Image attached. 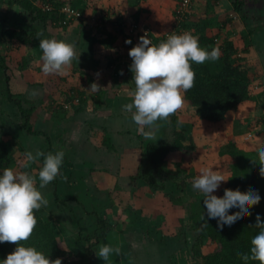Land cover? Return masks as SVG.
<instances>
[{
	"label": "crops",
	"instance_id": "1",
	"mask_svg": "<svg viewBox=\"0 0 264 264\" xmlns=\"http://www.w3.org/2000/svg\"><path fill=\"white\" fill-rule=\"evenodd\" d=\"M197 1L202 2L201 5L204 9L203 1L207 0ZM170 2L171 0H162L157 4L167 8ZM5 3L6 1L0 2V20L8 8ZM232 3V0H219L216 9L218 7H223L225 10L232 8L233 11ZM244 5L243 11L251 14L252 17L245 15L243 20L239 14L233 11L238 17L235 20H237L238 26L239 24L242 26L243 23L242 29H245L246 33L241 35H247L246 38L254 44L251 48V53H254L252 56L259 62L261 61L262 67L260 65L259 67L264 70V0H246ZM5 8L6 10H3ZM228 12L231 13V10L229 9ZM8 14L9 11L4 18L5 20ZM211 15L217 16L215 12ZM221 17L219 16L218 19L221 20ZM190 18L191 16H188L186 21ZM224 21L222 20V22ZM250 21L253 22L251 26L247 27V22ZM256 21L260 22L259 25ZM113 23L114 25L111 26L109 32L110 35H115V40L109 48L103 47L99 41L86 40L81 42V35H79V31H75V26L57 27L53 26L52 23L46 25V33L49 36L70 43L74 42L75 51L77 55L80 54L78 60L73 59L72 63L65 68L64 75L43 73L41 71L42 52L40 53L38 49L34 57L31 58L30 56V48L27 56L23 57L28 60L29 66L27 68L21 69V66L16 63L6 62L7 69L4 73L8 76V80L5 83H0V149H6L14 160L9 168L32 174L38 188V172L42 165L41 157L29 163L25 154L29 151L35 154L37 150L45 153L64 151V161L60 168V174L56 178L57 184L49 183L44 188L39 189L48 200L47 206L40 209L41 215L46 221L51 222L55 228L59 246L68 252V255L59 258L61 264H89L85 254L88 242H94L97 235L99 219L105 221L103 228H105L106 233L103 239L97 243L94 242L91 247L95 259L94 264H105V261L96 254V250L104 244L120 249L119 255L110 254L107 264H171V262H174L172 264H192L181 257L180 250L182 251L183 245L179 241L182 237L180 224L175 225L174 228H171L170 224L165 229L160 227L162 231L161 235L158 236L157 231H153L151 228L147 233L144 218H140L138 208L142 200H147L139 196L142 184L133 183L130 174L136 171L138 166V156L135 154L136 151L130 148V143L132 146L135 145L136 139L132 136L137 135L138 138L139 131L131 117L119 114L120 112L125 114L123 105L130 103L131 99L129 100L126 95L127 92L124 93L130 85L121 86L118 78H121V81L124 80L125 63L127 60L130 62L132 58L124 47V40L117 32L116 22ZM10 25L18 30H30L38 33L45 31L41 25L32 21L31 18L29 19L19 8H17L15 17H12ZM151 25L152 28L153 25L157 26L152 22ZM144 29H148L156 37L165 32L155 34L150 26L144 27ZM107 35L105 30H100L98 33L100 39H102L101 36L106 37ZM139 37L136 42L134 40L135 44L139 43ZM86 38L88 37L86 36ZM131 44L128 45L131 46ZM128 45L127 47H129ZM21 49V55L25 54L23 48ZM31 66L33 69H30ZM71 74L76 75V79L74 78L69 84L83 90L85 94L87 91H91L92 83L98 85V90L92 91V93L101 97L102 105L98 102L94 108L92 107L89 117L78 114L80 110L74 112L78 107L76 104L72 106L71 111L66 112H62L63 110L55 106L56 101L53 99L56 95L53 96V94L59 96L60 92L74 87L66 86L68 85L66 83L67 78H73ZM112 74L117 75L112 76ZM249 79L250 83L256 87L262 86L258 84L260 78L257 74L252 77L249 76ZM31 89L36 91V95L28 98L27 93ZM8 91L12 95H17L15 96L17 97L16 101L9 99ZM41 94L45 95V100L42 99L43 97L39 99ZM21 96L26 99L28 104L30 101L33 103L38 101L42 106L45 105L43 108L38 107V105L33 106L34 111L29 116L31 128L38 131V134L26 133L20 127L23 117L17 102H22V99L19 100ZM111 96L114 97L115 102L110 99ZM116 96L119 97L116 98ZM126 98L128 99L127 102L124 101ZM21 105L24 107L23 103ZM29 106L27 107L29 108ZM101 114L105 117L102 118L103 122L110 118L106 119L107 115H113L110 120L114 119L119 126H123L121 127L122 133L118 132L119 129L112 128V131L115 130V132L111 135L107 130L106 136L110 138L113 145L112 150L103 147L99 140L104 130V126L100 125L101 121L98 122ZM88 122L90 123L88 124ZM134 127H137L136 131ZM131 131L133 132L131 135L126 133ZM25 164L27 167L24 166ZM134 166L136 167L133 170ZM148 190L147 188L143 196L150 199L151 204ZM120 199H124V203H121ZM153 199L157 201V199ZM121 204L125 206L122 207ZM127 206L131 207L128 214L125 213ZM152 224H155L154 219L149 226L151 227ZM163 234L169 238H164ZM179 235L180 239L177 240ZM153 236L155 237L153 238ZM78 237L80 239L77 241L76 238L78 239Z\"/></svg>",
	"mask_w": 264,
	"mask_h": 264
},
{
	"label": "rangeland",
	"instance_id": "2",
	"mask_svg": "<svg viewBox=\"0 0 264 264\" xmlns=\"http://www.w3.org/2000/svg\"><path fill=\"white\" fill-rule=\"evenodd\" d=\"M1 1L4 2L6 0H0V2ZM65 1H67V3L69 4H72L73 6H78L82 9L84 15L82 16V19L70 24V27L75 26V31H79V35H81V42H84L86 40H91L95 42L99 41L100 36H98V33L100 32V30H105L106 33L110 36L109 31L111 30V26L114 25L113 22H118V20L122 19L124 20L123 23L125 26H128L130 23L137 22V27H139L140 30H143L144 27L150 26L151 30L155 34H159L162 31L175 32L176 34H180L183 32H191L194 36L198 37V40L201 36L216 35V39L212 46H216L224 39L232 40L235 43L236 49V51L232 53V61L234 63H242L244 66H246L249 70L248 74L250 77H252L254 74H257V76L260 78L258 84L262 85L261 87H256V85L250 83V90L253 97L244 103H240L236 108L229 111L225 116V119L218 123H212L198 118V116L195 114V108L193 106L188 105L185 101L183 103V107L174 113V115L178 118L179 122L177 125V129L182 132V142L185 145L192 144L194 147L190 151V153H187L183 150L181 151L176 148L173 149V151L169 152L167 157L164 158L163 172L161 174L154 173V175L157 179V184H162L164 186V192H170L173 193L174 196H179L180 201L185 207L183 209L169 208L167 204H165V202H168V199L164 200V192L161 190L154 192L149 189V186L142 181V179L140 178V174L142 173V170L144 168L147 169L149 166L146 159H144L141 155V150L143 146L142 139H144L145 136L142 134V139H140V137L137 138V135L132 136L134 139H136V141L134 142V146H132V143H130V148H132L133 151H136L135 154L139 158L137 157V169H135L136 166L133 167V170L135 169L136 171L130 173L131 181L133 183L139 182V185L142 184V189L140 190L139 196L147 200H142L141 205L138 208L140 210V218H144V222L147 225L145 227L146 232H149L151 228L153 231L156 230L159 236L161 235L162 231L160 230V227H162V229H165L170 224L171 228H174L175 225L177 226V224L179 225L180 223L177 220H182L184 224L183 228L180 229V234H183L181 235L182 239H177L183 245V247L181 248L182 251L180 250L182 254L181 257L184 260L190 261L192 264H198L200 260L193 254V248H195L193 247V245L196 242L195 235L199 231L202 223V219L200 217L202 216L201 214H203L205 209L203 204V194L192 188L191 182L193 178L200 174V170L202 168L212 169L218 174L224 175L226 178H228L231 174L230 166L236 163L238 158H240L237 155H231L230 152L242 153L241 157H243V159L247 155V157L249 158V165H247V167L248 170L251 172L261 167L260 163L256 160V154L259 149L264 148V70L259 67L261 61L259 62L252 56L254 53H251V48L254 46V44L250 43L251 41L246 38L247 35H241L243 33H246L245 29H242L243 23L242 26L241 24H239L238 26V22L237 20H235L238 17L232 11V8H229L231 10V13L228 12L229 9L225 10L223 7H218L216 9V3L212 0H207L205 2L203 1L205 10L201 5L202 2L196 1V4L191 7V13L189 14V17L191 16V18L185 22L184 18L178 16L174 11L176 10L177 2H179V0H171L172 5L170 2V4H168L169 8H166L164 5L157 4V2H160L162 0ZM13 5L14 4H11L7 8V10L6 8L3 9L6 10V12L4 13V17L0 20V30L3 26L6 25V21L4 18L6 17L8 11H11ZM210 5L211 8H209ZM213 12H215L217 16L211 15ZM245 15L247 17H252L251 14H247L243 11L242 16ZM219 16H222L223 18L221 17V20H219ZM222 20L225 21L222 22ZM151 22L157 26L153 25L152 28ZM252 22L253 21L247 22V27L251 26ZM256 23L259 25L260 22L256 21ZM247 30L251 31L250 29ZM117 32H119L118 34L121 36L122 40H124V47H126L129 52V49L137 44H135L136 40L138 39L137 35H132L130 37L132 44L131 46H129L127 43H125V40L127 38L123 37L119 29L117 30ZM86 36L88 38H86ZM52 37L53 36L51 35L49 36V38ZM1 38L4 37L0 36V39ZM101 38L105 37L101 36ZM4 42H1L0 45H5L8 43L6 40ZM127 45L129 47H127ZM200 46L205 48L203 44H200ZM21 48H23V51L25 52V54L23 53L22 58L27 56L29 48L31 58L32 56L34 57L37 51V47L30 44H26ZM21 50L22 49L17 52L20 53ZM23 59L25 65L21 66V69L27 68L29 66L28 60H26L25 58ZM130 62L127 60L125 63L127 67L124 66V70H126V74H124V80L121 81L122 79L118 78V76H116V78H118L121 86L124 85L126 87L127 85H130L128 89L124 91V93L127 92L126 95L128 96L129 100H132V93L135 90V83L132 80L133 72L131 71L129 65ZM260 66L262 67V65ZM30 69H33V66H31ZM115 75L117 74H112V76ZM71 76H73V78H67L66 83L68 85L66 86H74L69 83L76 77V75L71 74ZM79 80L81 79L79 78ZM122 82L124 83L122 84ZM31 90L29 93H27L28 98L32 97L33 93H35L36 95V91ZM93 94L96 93H92V90L87 91L84 96L86 100L84 101V103L78 106L81 108L78 114H83V116L87 115L89 117L92 112V107L94 108V106L98 102L100 105H102L101 97H99V95L97 94L95 95V97ZM54 95H56V97L53 100H56L57 106H59L60 103L65 100L64 98L66 97L64 93H59V96L57 94H53V96ZM15 96L17 95H13V97ZM117 97L119 96H116V98ZM16 98L17 97H15L14 99ZM19 98L20 100L22 99L21 104H24V108H28L27 106H29V104L30 106L38 105V107L40 108H43V106H45H42V104L38 101H36L35 103H33V101H30L28 104L26 103V99L23 96ZM40 98L45 100V95L41 94L39 96V99ZM110 99H113L115 102L114 97L111 96ZM127 100L128 99L126 98L124 101L127 102ZM64 110L71 111V107ZM64 110L62 112H66ZM119 114L125 115L126 117H131V113L127 111L125 112V114L122 112H120ZM108 117L110 118L103 122L102 118L105 117L101 114L100 119H98V122L101 121L100 125L104 126V130L102 131L99 138L102 145V140L104 136H106L107 130L111 133V135L115 132V130L112 131V128H115L116 130L119 129L118 132L120 133H122L123 131L121 128L123 127L122 125L119 126L114 119L110 120L111 118H113V115H107L106 119ZM171 117L172 115L167 120H169ZM159 122L160 124L158 125V127L160 128V131L158 133L156 131L157 125L151 129L146 127L145 131L152 132V140H157V142L165 141L166 143L171 144L173 142V139L176 138V135L170 127H167L168 122ZM89 123L90 122H88V124ZM134 129L136 131L137 127H134ZM126 133L130 135L133 134L132 131ZM103 147L105 146L103 145ZM225 183L226 181L222 182L220 188L215 193V195H217L218 197L221 196ZM147 188L149 189L148 195L149 198L151 197V204L150 199H147V197L143 196V194L146 193ZM153 198L157 199V201H155ZM120 201L121 203H124L125 200L120 199ZM121 206L124 207L125 205L121 204ZM130 211L131 207L127 206L125 213L128 214ZM192 211L198 215L196 221L191 219ZM153 219L155 224H152L150 227L149 224L152 222ZM162 236H164V238H169V236L167 237V235L165 236V234H163ZM154 237L155 236H153V238ZM203 244L204 245H201V251L204 254L211 252L215 248V244L210 240H205ZM200 259L203 260L202 258ZM172 263L174 262H171V264Z\"/></svg>",
	"mask_w": 264,
	"mask_h": 264
},
{
	"label": "clouds",
	"instance_id": "3",
	"mask_svg": "<svg viewBox=\"0 0 264 264\" xmlns=\"http://www.w3.org/2000/svg\"><path fill=\"white\" fill-rule=\"evenodd\" d=\"M125 43L131 44L132 41L128 38ZM39 47L42 50L41 71L45 74L62 75L73 59L78 60L80 55L75 51L74 42L54 37L41 39ZM129 56L132 58L130 68L135 90L131 102L123 105V108L131 113V120L137 125L138 131L145 138L151 139L152 132L145 131V127L153 128L157 121H166L183 107L182 93L191 89L195 82L192 62L202 64L206 60H218L220 52L218 48L209 51L201 47L198 37L191 32H183L169 34L158 44H153L147 34L142 35L139 43L129 49ZM90 88L96 91L98 85L92 83ZM25 155L29 163L43 157V164L38 172L39 188L35 177L29 172H18L12 168L0 170V243H16L15 249L6 258L0 259V264H61L59 258L52 261L35 246H26L20 242L27 241L33 233L37 224L34 211L47 206L48 200L39 189L47 186L60 174L65 153L63 150L55 153L37 150L35 154L29 151ZM256 156L261 165L260 175L264 177V148L259 149ZM24 166L27 167V164ZM228 179L230 178L212 169L202 168L191 182L192 188L203 194L206 210L204 215L207 219L218 222L217 230L221 234L225 229L232 230L251 216L250 209L262 199L257 189H250L244 195L239 191H225L223 198L215 195L221 183ZM231 213L238 214L230 217ZM255 226L259 231L251 238L250 253H237L244 264H248L250 260L264 264V220L260 213L256 214ZM112 253L119 255L120 249L104 244L96 250L97 256L105 264Z\"/></svg>",
	"mask_w": 264,
	"mask_h": 264
},
{
	"label": "trees",
	"instance_id": "4",
	"mask_svg": "<svg viewBox=\"0 0 264 264\" xmlns=\"http://www.w3.org/2000/svg\"><path fill=\"white\" fill-rule=\"evenodd\" d=\"M36 1L46 2V0H6L5 4L8 7L11 4H16L17 8L23 11L29 19L31 18L32 21L41 25L45 31L38 33L30 30H18L16 28L6 26L1 28L0 36L4 38L0 39V43L5 40L8 43L0 45V83H5L8 80V76L4 73L5 69H7V61H11L12 63H16L20 66L25 65L21 53L17 52L21 49V47L26 44H30L36 46L40 53L42 52L39 47V42L43 38H49V34L46 33V25L52 23L53 20H56L58 16V8L67 4V1L65 0H55L53 3L55 9L52 11H44L39 6V2ZM212 1L217 4L219 0ZM245 1L246 0H232L233 11L239 14L243 20L245 19V16H242L243 9L245 8ZM186 19L187 18H184V22ZM118 29L123 37L127 39L132 35H137V38L141 36L139 31L130 32L129 30L119 26L117 27V30ZM148 33L154 40L158 41V37L151 34L150 31ZM215 39L216 35H206L200 37V44H203L209 51L213 48H218L220 56L218 60H206L202 64L192 62V68L196 74L194 86L186 93H182L184 101L188 105L195 108V114L198 118L212 123H218L224 120L229 111L236 108L240 103L248 101L253 97L250 90L248 68L242 63H234L232 61V53L236 51L235 43L232 40L224 39L216 46H212ZM114 40L115 35H108L105 38L100 39L99 43H101L103 47L109 48L112 46ZM60 93H64L66 95L64 98L65 100H63L59 106H57V102H55V106L59 107L61 110L65 109L62 103H70L72 110V101L74 98H78V103L76 104L77 106H80L86 100L84 97L85 92L76 86L70 87ZM8 95L10 100H15L9 91ZM17 105L20 114L23 117L20 127L25 130L26 133L38 134V131L32 130L31 123L29 122V116L34 111L33 106L24 108L20 101L17 102ZM80 109V107H77L74 112H77ZM166 122H168L167 127H170L176 135V138L173 139L171 144H168L165 141L157 142V140L152 139H146L144 141V139H142V133L140 131L138 132V138L140 137V139L143 140L141 155L144 159H146L149 165L147 169L144 168L142 170L140 178L149 186V189L154 192L158 190L164 192V186L162 184H157L158 182L154 173L161 174L163 172V161L164 158L167 157L168 153L173 151L175 148L190 153L194 147L192 144L185 145L182 142V132L177 129L179 122L178 118L174 114H172V117L169 120H166ZM159 124L160 122L157 121V133L160 131V128L158 127ZM48 142H50V140H48ZM102 143L107 149H113V145L108 136H104ZM230 154L237 155L240 158H238L236 163L230 166L231 174L228 177L230 179L226 181L220 198H223L225 191L232 193L239 191L241 195H244L250 189H257L259 190L262 199L258 205H255L252 209H250L252 212L251 216L246 217L243 222L237 224L232 230L225 229L222 234L217 230L218 222L211 221L204 215L206 210L203 214H201L202 216L200 218L202 219V223L199 231L195 235V246L193 245V247H195L193 248V254L200 260L198 264H244L237 253H250L251 238L259 231L255 226L256 214L260 213L261 219L264 220V177L260 175V168L251 172L247 167V165H249V158L246 154L244 159L241 157L242 153L230 152ZM13 161L14 160L11 154H9L6 149H0V170L9 168ZM41 164H43V157H41ZM57 181L58 180L55 179L50 183H54L56 185ZM164 196L168 199L167 204L169 208H185L180 201L179 196H174V194L170 192H164ZM34 214L37 218V224L33 233L27 241H21L20 243L26 246H35L38 250L48 255L49 259L52 261L57 258H61L64 255H68V252L59 246L57 234L51 222L46 221L42 217L40 209L34 211ZM237 214L238 213H231L230 217ZM197 216L198 215L195 212H191V219L196 221ZM177 221H179L180 226H182L180 229L183 228L184 224L182 220L178 219ZM104 222V220L100 219L97 222L99 230L94 239L95 243L103 239L105 236L106 231L105 228H103ZM180 235L177 236V239H180ZM79 239V237L78 239L76 238L77 241ZM205 240L213 242L215 244V248L211 252L204 254L201 251V245H204L203 242ZM94 242H88L87 252L85 254L88 258L89 264L95 263L93 252L91 250ZM15 247L16 243H0V259L6 258L7 254L12 252ZM53 264H55V262H53ZM248 264H259V261L250 260Z\"/></svg>",
	"mask_w": 264,
	"mask_h": 264
},
{
	"label": "built area",
	"instance_id": "5",
	"mask_svg": "<svg viewBox=\"0 0 264 264\" xmlns=\"http://www.w3.org/2000/svg\"><path fill=\"white\" fill-rule=\"evenodd\" d=\"M196 1L197 0H180L176 7V14L183 18L188 17L189 14L191 13V7L192 5H194ZM54 2L55 0H46V2H39V6L44 11H52L55 9L53 5ZM57 12H58L57 19L52 21V25L57 26V27L70 26V24H72L75 21L81 20L82 16H84L81 9L69 3L64 4L61 7H59ZM123 21H124L123 19L118 20V22H116L117 24L116 26L123 27L129 30L130 32L139 31L141 36L147 34L153 44H158L161 40H165L169 34L175 33V32L165 31L163 34L158 36V41H156L153 39V37L150 36V34L148 33L149 32L148 29L140 30L139 27H137L138 24L136 23H130L128 26H125ZM131 64H132V61L129 63V65ZM77 103H78V98H74L72 101V104H77ZM62 105L65 109L71 106L70 103H64V104L62 103Z\"/></svg>",
	"mask_w": 264,
	"mask_h": 264
},
{
	"label": "water",
	"instance_id": "6",
	"mask_svg": "<svg viewBox=\"0 0 264 264\" xmlns=\"http://www.w3.org/2000/svg\"><path fill=\"white\" fill-rule=\"evenodd\" d=\"M16 12H17V5L14 4V5L12 6L11 11H10L9 14H8L7 19L5 20V21H6V27H11V25H10V21H11L12 17L15 16ZM144 139L146 140L147 138L144 137Z\"/></svg>",
	"mask_w": 264,
	"mask_h": 264
}]
</instances>
